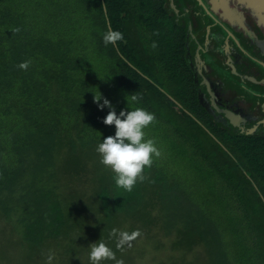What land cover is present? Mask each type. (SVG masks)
Masks as SVG:
<instances>
[{
	"label": "trees",
	"instance_id": "obj_1",
	"mask_svg": "<svg viewBox=\"0 0 264 264\" xmlns=\"http://www.w3.org/2000/svg\"><path fill=\"white\" fill-rule=\"evenodd\" d=\"M160 5L0 0V264H91L100 240L124 264H264V136L202 110ZM108 29L124 40L106 46ZM99 91L156 118L161 155L131 192L96 151L115 134ZM113 229L142 234L121 250Z\"/></svg>",
	"mask_w": 264,
	"mask_h": 264
},
{
	"label": "water",
	"instance_id": "obj_2",
	"mask_svg": "<svg viewBox=\"0 0 264 264\" xmlns=\"http://www.w3.org/2000/svg\"><path fill=\"white\" fill-rule=\"evenodd\" d=\"M163 5L184 30L196 100L208 117L228 133L264 136V0Z\"/></svg>",
	"mask_w": 264,
	"mask_h": 264
},
{
	"label": "clouds",
	"instance_id": "obj_3",
	"mask_svg": "<svg viewBox=\"0 0 264 264\" xmlns=\"http://www.w3.org/2000/svg\"><path fill=\"white\" fill-rule=\"evenodd\" d=\"M14 32H19L16 28ZM124 40V35L119 30L108 29L103 35V43L107 45H117ZM152 47H156L153 43ZM31 64L26 60L17 65L22 70H27ZM100 77V76H99ZM101 78V77H100ZM103 79V78H101ZM102 94L94 93V102L103 109L107 106L110 110L103 119L106 125L115 126V134L109 135L98 145L96 151L100 154V162L109 167L115 173V183L118 188L131 192L137 182H143L146 179L144 170L150 168L153 164V157H160L161 152L157 148L155 141L151 138L146 139L144 129L155 121V115L142 107H136L131 111L121 110L119 115L114 105L103 98ZM142 97L131 95L132 102H138ZM128 103L129 100L127 99ZM141 231L136 229L132 232L113 229L110 233L112 237H118L117 248L123 249L125 246L131 247L132 242L141 236ZM89 259L91 264H102L103 261L113 260L116 264H124L123 260H117L115 252L100 240L98 243L90 245ZM53 255L49 254L47 260L51 264Z\"/></svg>",
	"mask_w": 264,
	"mask_h": 264
},
{
	"label": "flooded vegetation",
	"instance_id": "obj_4",
	"mask_svg": "<svg viewBox=\"0 0 264 264\" xmlns=\"http://www.w3.org/2000/svg\"><path fill=\"white\" fill-rule=\"evenodd\" d=\"M164 0H161V9L163 10V15L165 17V20L167 23H169V27L171 29V39L173 40V48H174V55H177L181 62L182 65L185 67V72L189 73L191 82L194 85V79L192 77L189 65L187 64V57L185 55V47H184V40H185V34L182 26L175 21H173L170 16L168 15L164 5H163ZM194 90L195 87L193 86ZM195 96L197 97L196 90H195ZM199 106L202 108L201 103H198ZM207 115L208 113L205 111V109H202Z\"/></svg>",
	"mask_w": 264,
	"mask_h": 264
},
{
	"label": "rangeland",
	"instance_id": "obj_5",
	"mask_svg": "<svg viewBox=\"0 0 264 264\" xmlns=\"http://www.w3.org/2000/svg\"><path fill=\"white\" fill-rule=\"evenodd\" d=\"M163 252H164V253H163ZM167 252H168V251H166V250H165V251L162 250V251H160V252L158 251L157 253H158V256H159V257H162L163 255L167 254ZM149 254H150V253H149ZM150 256H151V255L144 256L145 258L136 261L135 264H150V261H149ZM8 258L13 259V256H12V255H9ZM9 264H14V262H9Z\"/></svg>",
	"mask_w": 264,
	"mask_h": 264
}]
</instances>
